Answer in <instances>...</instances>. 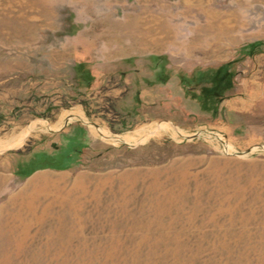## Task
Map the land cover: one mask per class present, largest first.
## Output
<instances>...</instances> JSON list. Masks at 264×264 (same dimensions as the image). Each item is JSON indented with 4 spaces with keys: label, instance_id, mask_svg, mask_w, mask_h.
Masks as SVG:
<instances>
[{
    "label": "rangeland",
    "instance_id": "1",
    "mask_svg": "<svg viewBox=\"0 0 264 264\" xmlns=\"http://www.w3.org/2000/svg\"><path fill=\"white\" fill-rule=\"evenodd\" d=\"M0 264H264V0H0Z\"/></svg>",
    "mask_w": 264,
    "mask_h": 264
},
{
    "label": "bare ground",
    "instance_id": "2",
    "mask_svg": "<svg viewBox=\"0 0 264 264\" xmlns=\"http://www.w3.org/2000/svg\"><path fill=\"white\" fill-rule=\"evenodd\" d=\"M160 128H163V126H159ZM105 133V132H104Z\"/></svg>",
    "mask_w": 264,
    "mask_h": 264
}]
</instances>
